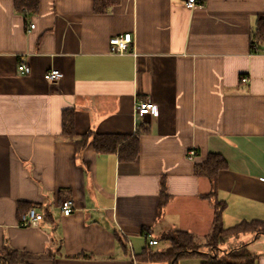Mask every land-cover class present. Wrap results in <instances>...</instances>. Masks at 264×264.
Here are the masks:
<instances>
[{"label":"crops","instance_id":"0c3cea01","mask_svg":"<svg viewBox=\"0 0 264 264\" xmlns=\"http://www.w3.org/2000/svg\"><path fill=\"white\" fill-rule=\"evenodd\" d=\"M259 19L264 0L195 8L120 0L107 13H96L94 0H38L35 10L0 0V252H23L27 264H156L137 260L150 240L212 229L214 199L204 197L212 184L194 174L209 153L228 164L215 187L223 226L264 221V53L252 48ZM126 33L128 51L112 53L109 40ZM21 62L29 74L19 73ZM50 69L63 77L45 80ZM137 101L157 105L158 115L138 116ZM68 110L78 136L146 130L137 159L98 154L92 139L77 151L63 136ZM31 208L45 216L22 226ZM242 237L241 245L258 238H233ZM252 254L264 264V251Z\"/></svg>","mask_w":264,"mask_h":264},{"label":"trees","instance_id":"16d2710c","mask_svg":"<svg viewBox=\"0 0 264 264\" xmlns=\"http://www.w3.org/2000/svg\"><path fill=\"white\" fill-rule=\"evenodd\" d=\"M120 0H94L96 13H107L119 4ZM38 0H16L19 9L35 10ZM255 47V48H254ZM253 52L264 49V19H259L253 33ZM257 51V52H258ZM146 130L139 129L135 135L97 134L93 131L78 136L74 129V113L72 110L63 114V136L73 139L77 151L83 149L92 139V145L98 154L117 153L121 161H134L139 155V139ZM228 164L224 157L216 153H209L203 162L194 165V174L197 177L209 179L212 192L204 197L214 199V222L210 233L204 238L203 246L210 248L209 252L201 249L202 244L198 238L183 230L171 229L161 236L159 241L168 244L164 249L152 248L147 245L137 255V260L143 263L179 264L182 259H199L200 264H257L258 256L248 251V244H242L231 249H223L227 240L233 237L253 235L257 238L264 235V221H245L231 228H225L222 223V213L226 208L224 202L215 196V187L219 174L227 169ZM160 210L162 212L168 196L165 194L164 184L161 187ZM45 216V212H44ZM120 239V234L117 233ZM148 244V243H147ZM30 258L27 254L6 248L0 252L1 264H27Z\"/></svg>","mask_w":264,"mask_h":264},{"label":"built area","instance_id":"2783aa9c","mask_svg":"<svg viewBox=\"0 0 264 264\" xmlns=\"http://www.w3.org/2000/svg\"><path fill=\"white\" fill-rule=\"evenodd\" d=\"M202 0H184V4L189 8H195L196 6L200 5ZM35 25L32 24L31 28H34ZM132 42V35L130 33H126L120 36H114L109 40L110 43V51L112 53H124L128 51L129 45ZM255 48V47H254ZM258 50H256L257 52ZM264 53V49L260 50ZM259 52V51H258ZM18 71L20 74L27 75L31 72V68L24 62H21L18 65ZM63 77V74L57 69H50L44 74L45 80L56 83ZM243 82L247 81V77L242 78ZM135 113L138 116H145L147 114L157 116L159 113L157 105L149 102V101H137L135 104ZM196 155L195 150H190L188 152V158L193 159ZM75 210V203L71 197L64 198L61 201V211L63 215L69 216ZM44 216L42 213H39L35 208L29 209L26 213L21 215L20 217V224L22 226H37L42 220ZM150 246H155L158 244L157 240H150Z\"/></svg>","mask_w":264,"mask_h":264},{"label":"rangeland","instance_id":"374dc122","mask_svg":"<svg viewBox=\"0 0 264 264\" xmlns=\"http://www.w3.org/2000/svg\"><path fill=\"white\" fill-rule=\"evenodd\" d=\"M249 236L251 239L253 238V235H247ZM198 241L201 242L202 247L201 249L203 251L209 252L210 248H207L206 246H203V243L205 242V239L202 238H198ZM253 241V240H252ZM251 241V242H252ZM232 242H234L232 245L230 243H225L224 245H222L223 249H231L233 248L232 246L236 247L238 245H241L242 242H245V239L242 238H233ZM168 244L165 243H160V245L156 246V248H161L164 249L165 247H167ZM248 251L250 253H254V252H260V251H264V235H260L257 240H255L254 242L248 244ZM157 264V263H156ZM179 264H200V260L199 259H182L180 260Z\"/></svg>","mask_w":264,"mask_h":264}]
</instances>
